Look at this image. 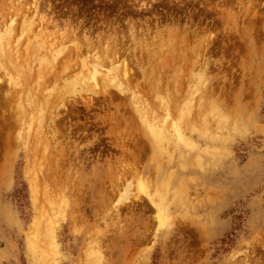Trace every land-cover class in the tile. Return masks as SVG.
<instances>
[{"label": "rangeland", "instance_id": "obj_1", "mask_svg": "<svg viewBox=\"0 0 264 264\" xmlns=\"http://www.w3.org/2000/svg\"><path fill=\"white\" fill-rule=\"evenodd\" d=\"M0 52V264H264V0H0Z\"/></svg>", "mask_w": 264, "mask_h": 264}, {"label": "bare ground", "instance_id": "obj_2", "mask_svg": "<svg viewBox=\"0 0 264 264\" xmlns=\"http://www.w3.org/2000/svg\"><path fill=\"white\" fill-rule=\"evenodd\" d=\"M10 20H11V19H10ZM28 22H29V21H28ZM28 22H27V23H28ZM29 23H30V22H29ZM25 26H26V25H25ZM8 27H9V26H8ZM1 28H2V27H1ZM6 28H7V26H6ZM22 29H23V28H22ZM3 30H4V29H3ZM5 32H6V30H5ZM20 32L22 33L21 30H20ZM2 33H4V31H2ZM8 33H10V32H8ZM2 36L4 37V35H2ZM19 36H20V34H19ZM5 37L9 39V37H7L6 35H5ZM5 37H4V38H5ZM4 38H3V39H4ZM1 41H3V40H1ZM6 41H8V40H6ZM4 42H5V41H4ZM52 42H53V41H52ZM52 42H51V43H52ZM2 43H3V42H2ZM16 44H17V43H16ZM38 44H39V43H38ZM1 45H2V44H1ZM49 45H50V44H49ZM4 46H5V45H4ZM51 47H52V46H51ZM56 47H57V46H56ZM56 47H55V49H56ZM55 49H54V50H55ZM54 50H53V52H54ZM60 50H61V48H60ZM51 51H52V50H51ZM55 52H57V50H56ZM0 54H1V52H0ZM50 54H51V53H50ZM57 54H58V53H57ZM54 55H56V54H54ZM0 56H1V55H0ZM43 56H44V55H43ZM52 56H53V55H52ZM72 56H73V55H72ZM92 56H93V55H92ZM94 57H95V56H93V58H94ZM51 58H53V57H51ZM42 59H43V57H42ZM45 59H46V58H45ZM54 59H55V58H54ZM61 59H62V58H61ZM96 59H97V58H96ZM2 60H3V59H2ZM92 60H93V59H92ZM94 60H95V59H94ZM7 61H8V60H7ZM44 61H45V60H44ZM44 61H43V62H44ZM96 61H97V60H96ZM48 62H49V61H48ZM97 62H98V61H97ZM97 62H96V63H97ZM7 63H8V62H7ZM93 63H94V62H93ZM96 63H95V64H96ZM98 63H99V62H98ZM98 63H97V64H98ZM111 63H112V62H111ZM111 63H109V65H110ZM48 64H49V63H48ZM90 64H91V66H92V61H91ZM97 64H96V66H93V68L96 67L97 69L95 68L94 70H90L91 73H90V71L87 69V71H88V72H87V75L90 73V74H91V77H92V80H93L94 78H96L95 76H96L97 74H99V75H97V77L100 76L101 74H102V75L105 74V76H107V78L113 79V82L116 81V80L118 79V78H117V75H118L117 73H118V71H117L116 63H112L113 65L115 64V66H113L112 64H111L112 66H111V65L109 66V67H111V69H109L110 71H108V68H107V71L104 69V70H105L104 74H103L102 72H101V74H100V71L98 70V67L100 68L101 65H100V64L97 65ZM10 65H11V64H10ZM60 65H61V64H60ZM99 65H100V66H99ZM97 66H98V67H97ZM101 67H102V66H101ZM57 68H59V67H57ZM93 68L90 67V69H93ZM124 72H125V71H124ZM8 74H9V76H12V75H10V73H8ZM123 74H125L124 76H126V73H123ZM84 76H85V75H84ZM88 76H90V75H88ZM88 76H86V77H88ZM73 77H74V76H73ZM100 77L103 78L102 76H100ZM100 77H99V79H100ZM68 78H69V77H68ZM68 78H67V79H68ZM107 78H105V79L107 80ZM65 79H66V78H65ZM74 79H75V77H74ZM105 79L103 78V80H105ZM110 79H108V80L110 81ZM7 80H8V79H7ZM87 80H89V77H88ZM92 80H91V81H92ZM95 80H96V79H95ZM108 80H107V81H108ZM107 81H106L105 83H107ZM109 81H108V82H109ZM9 82H10V81H9ZM69 82H70V81H69ZM76 82H77V81H76ZM92 82H93V81H92ZM119 82H121V81H118L117 83H119ZM1 83H2V82H1ZM12 83H13V81H12ZM67 83H68V81H67ZM71 83H73V82H72V79H71ZM74 83H75V82H74ZM78 83H79V82H78ZM115 83H116V82H115ZM14 84H15V83H14ZM120 84H121V83H120ZM120 84H119V85H120ZM70 85H71V84H70ZM70 85L68 84V86H70ZM74 85H75V84H74ZM94 85H95V84H94ZM94 85H93V86H94ZM70 87H71V86H70ZM70 87H68V88H70ZM72 87H73V85H72ZM74 89H75V88H74ZM68 90H70V89H68ZM0 93H1V92H0ZM57 94H58V93H57ZM4 96H5V95H4ZM141 117H142V115H141ZM155 130H156V129H155ZM174 130H175V129H174ZM175 132H176V131H175ZM177 134H178V133H177ZM150 135H151V134H150ZM160 135H161V134H160ZM151 137H152V136H151ZM155 138H156L157 140L160 138V136L158 135V133L155 134ZM161 139H162V138H161ZM158 147H159V146H158ZM144 191H145V190H144ZM157 206H158V205H157Z\"/></svg>", "mask_w": 264, "mask_h": 264}]
</instances>
